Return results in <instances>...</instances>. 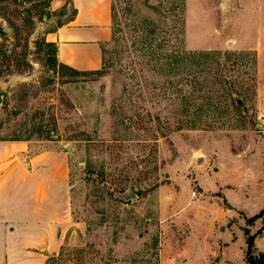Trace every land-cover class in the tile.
<instances>
[{
    "label": "rangeland",
    "instance_id": "obj_1",
    "mask_svg": "<svg viewBox=\"0 0 264 264\" xmlns=\"http://www.w3.org/2000/svg\"><path fill=\"white\" fill-rule=\"evenodd\" d=\"M67 2L0 0V165L63 162L46 264H247V236L264 253V0H112L80 73L45 43Z\"/></svg>",
    "mask_w": 264,
    "mask_h": 264
},
{
    "label": "crops",
    "instance_id": "obj_2",
    "mask_svg": "<svg viewBox=\"0 0 264 264\" xmlns=\"http://www.w3.org/2000/svg\"><path fill=\"white\" fill-rule=\"evenodd\" d=\"M67 5L72 15L46 40L56 45L58 62L80 72L96 71L112 37V0H68ZM40 159L30 170L0 165V264H46L47 253L62 239L61 154L49 152Z\"/></svg>",
    "mask_w": 264,
    "mask_h": 264
},
{
    "label": "trees",
    "instance_id": "obj_3",
    "mask_svg": "<svg viewBox=\"0 0 264 264\" xmlns=\"http://www.w3.org/2000/svg\"><path fill=\"white\" fill-rule=\"evenodd\" d=\"M113 33V30H112ZM46 45L48 47L51 48V52L53 54L54 57V62L55 65H58L62 68H66L69 71L73 72V73H80V71H77L69 66H66L60 62H58L57 58H56V45L53 42H45ZM103 62V60H102ZM252 218H248L247 221H251ZM252 246H253V238L252 236H247L246 238V262L247 264H264V253H259L257 256H254L252 254Z\"/></svg>",
    "mask_w": 264,
    "mask_h": 264
},
{
    "label": "water",
    "instance_id": "obj_4",
    "mask_svg": "<svg viewBox=\"0 0 264 264\" xmlns=\"http://www.w3.org/2000/svg\"><path fill=\"white\" fill-rule=\"evenodd\" d=\"M124 200H130L131 198L136 197L133 192H127L126 194L121 195Z\"/></svg>",
    "mask_w": 264,
    "mask_h": 264
}]
</instances>
